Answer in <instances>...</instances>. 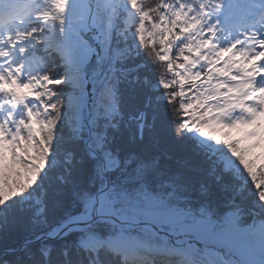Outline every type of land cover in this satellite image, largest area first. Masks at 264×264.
<instances>
[{"label": "snow or ice", "instance_id": "6c2138e0", "mask_svg": "<svg viewBox=\"0 0 264 264\" xmlns=\"http://www.w3.org/2000/svg\"><path fill=\"white\" fill-rule=\"evenodd\" d=\"M0 264H264V0H0Z\"/></svg>", "mask_w": 264, "mask_h": 264}, {"label": "trees", "instance_id": "16d2710c", "mask_svg": "<svg viewBox=\"0 0 264 264\" xmlns=\"http://www.w3.org/2000/svg\"><path fill=\"white\" fill-rule=\"evenodd\" d=\"M257 151L259 152V151H261V149H258Z\"/></svg>", "mask_w": 264, "mask_h": 264}]
</instances>
